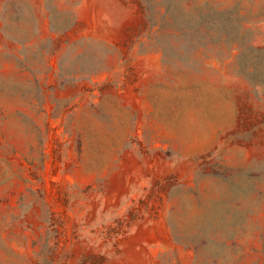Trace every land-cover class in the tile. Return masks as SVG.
Here are the masks:
<instances>
[{"label": "rangeland", "instance_id": "obj_1", "mask_svg": "<svg viewBox=\"0 0 264 264\" xmlns=\"http://www.w3.org/2000/svg\"><path fill=\"white\" fill-rule=\"evenodd\" d=\"M0 264H264V0H0Z\"/></svg>", "mask_w": 264, "mask_h": 264}]
</instances>
